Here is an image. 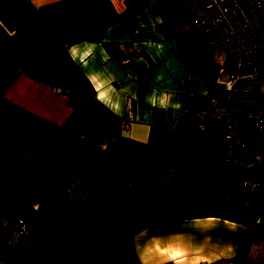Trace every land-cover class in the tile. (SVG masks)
I'll return each instance as SVG.
<instances>
[{
    "label": "crops",
    "instance_id": "0c3cea01",
    "mask_svg": "<svg viewBox=\"0 0 264 264\" xmlns=\"http://www.w3.org/2000/svg\"><path fill=\"white\" fill-rule=\"evenodd\" d=\"M122 8L0 0V264H264V182L220 163L215 48L179 0L87 34Z\"/></svg>",
    "mask_w": 264,
    "mask_h": 264
},
{
    "label": "built area",
    "instance_id": "2783aa9c",
    "mask_svg": "<svg viewBox=\"0 0 264 264\" xmlns=\"http://www.w3.org/2000/svg\"><path fill=\"white\" fill-rule=\"evenodd\" d=\"M190 22L200 42L218 48L232 59L231 71L222 83L220 99L226 109L220 140L227 169L243 173L264 167V0H184ZM121 64L127 63L119 58ZM196 128L208 131V113L197 112ZM131 120L129 103L120 118ZM251 188L256 181L246 180ZM259 215L256 223L260 224ZM263 223V222H262ZM20 235L22 221L13 224Z\"/></svg>",
    "mask_w": 264,
    "mask_h": 264
},
{
    "label": "trees",
    "instance_id": "16d2710c",
    "mask_svg": "<svg viewBox=\"0 0 264 264\" xmlns=\"http://www.w3.org/2000/svg\"><path fill=\"white\" fill-rule=\"evenodd\" d=\"M144 2H145V0H123V8L120 12H118L117 14H115L113 16H109V17L105 18L104 20H102L99 23L92 24L89 27L87 34H91L95 31H100V30L104 29L107 26V24H109L113 20H115L117 18H121L127 14H131V13L136 12L137 10L140 9V7L143 5ZM236 174L245 180L260 182V181L264 180V167L258 168V169H253V170L243 172V173H236ZM247 236H249V235H247Z\"/></svg>",
    "mask_w": 264,
    "mask_h": 264
},
{
    "label": "rangeland",
    "instance_id": "374dc122",
    "mask_svg": "<svg viewBox=\"0 0 264 264\" xmlns=\"http://www.w3.org/2000/svg\"><path fill=\"white\" fill-rule=\"evenodd\" d=\"M161 1L165 4L166 7H168V4H169L170 0H161ZM179 3H180L181 6H184V3H183L182 0H179ZM215 55H216V58L221 63L220 72H219V75H218V80L225 81V80L228 79V77L230 75V71H231L230 67H231L232 59L229 56H227L224 51H222V50H220L218 48H215ZM225 114H226V109H225L223 104L216 106L214 111H213V115L215 116V118L220 119V120H223L225 118ZM260 182H264V180H262ZM259 215L263 216L264 212L260 213ZM261 218L262 217H260V219ZM263 221H264V219H263Z\"/></svg>",
    "mask_w": 264,
    "mask_h": 264
}]
</instances>
